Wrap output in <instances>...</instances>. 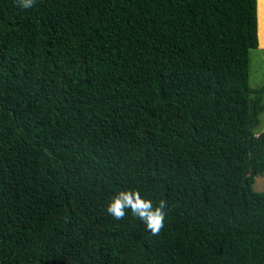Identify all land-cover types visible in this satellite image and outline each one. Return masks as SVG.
I'll return each mask as SVG.
<instances>
[{
	"label": "trees",
	"instance_id": "1",
	"mask_svg": "<svg viewBox=\"0 0 264 264\" xmlns=\"http://www.w3.org/2000/svg\"><path fill=\"white\" fill-rule=\"evenodd\" d=\"M257 4L0 0V264H264Z\"/></svg>",
	"mask_w": 264,
	"mask_h": 264
},
{
	"label": "clouds",
	"instance_id": "2",
	"mask_svg": "<svg viewBox=\"0 0 264 264\" xmlns=\"http://www.w3.org/2000/svg\"><path fill=\"white\" fill-rule=\"evenodd\" d=\"M36 0H15L22 10L33 7ZM165 202L160 201L159 207L153 208L152 202L141 197L138 191H121L112 198L107 206V211L116 219L126 215V209H130L134 217L142 220L148 229L158 234L163 226Z\"/></svg>",
	"mask_w": 264,
	"mask_h": 264
},
{
	"label": "rangeland",
	"instance_id": "3",
	"mask_svg": "<svg viewBox=\"0 0 264 264\" xmlns=\"http://www.w3.org/2000/svg\"><path fill=\"white\" fill-rule=\"evenodd\" d=\"M261 17V18H260ZM258 49H252L249 53L250 57V79L251 84L256 88L264 85V3L258 0ZM259 128L256 134L264 132V114L261 116ZM253 190L256 192H264V173L258 175L254 179Z\"/></svg>",
	"mask_w": 264,
	"mask_h": 264
},
{
	"label": "bare ground",
	"instance_id": "4",
	"mask_svg": "<svg viewBox=\"0 0 264 264\" xmlns=\"http://www.w3.org/2000/svg\"><path fill=\"white\" fill-rule=\"evenodd\" d=\"M261 3H264V0H260ZM261 18V17H260Z\"/></svg>",
	"mask_w": 264,
	"mask_h": 264
},
{
	"label": "water",
	"instance_id": "5",
	"mask_svg": "<svg viewBox=\"0 0 264 264\" xmlns=\"http://www.w3.org/2000/svg\"><path fill=\"white\" fill-rule=\"evenodd\" d=\"M258 5V4H257Z\"/></svg>",
	"mask_w": 264,
	"mask_h": 264
}]
</instances>
